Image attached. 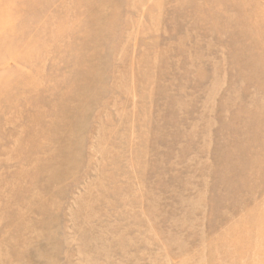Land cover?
<instances>
[{
	"label": "rangeland",
	"instance_id": "obj_1",
	"mask_svg": "<svg viewBox=\"0 0 264 264\" xmlns=\"http://www.w3.org/2000/svg\"><path fill=\"white\" fill-rule=\"evenodd\" d=\"M0 264H264V0H0Z\"/></svg>",
	"mask_w": 264,
	"mask_h": 264
}]
</instances>
